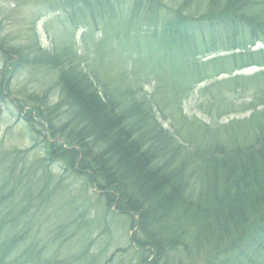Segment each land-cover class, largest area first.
<instances>
[{
    "label": "trees",
    "instance_id": "trees-1",
    "mask_svg": "<svg viewBox=\"0 0 264 264\" xmlns=\"http://www.w3.org/2000/svg\"><path fill=\"white\" fill-rule=\"evenodd\" d=\"M165 1L126 0L128 14L123 19L119 12L122 0L52 2V7L65 11L70 27H82L90 37L102 32L106 49L100 62H90L88 55L78 54L74 46L44 51L36 44L21 52L22 68L31 69V74L36 69L55 74V85L61 89L65 111L60 128H55L54 120L46 121L56 113L53 110L37 119L47 122V133L61 144V154L70 150L73 167L77 166L73 170L91 171V179L117 199L123 210L144 221L150 218L146 223L140 221L144 231L158 226L165 217L158 214L170 200H187L192 195L189 203L202 212L195 217L200 222L176 226L174 236L181 240L180 248L152 243L154 257L160 256L167 264H187L186 259L195 264L201 248L208 259L203 264H264V124L260 125L264 109L258 123L255 117L234 123L235 137L208 134L207 142L213 141L206 146L184 137L182 143L160 122L157 114L162 110L152 94L145 93L144 77H140L147 74L149 83L159 85L161 80L167 81L165 70L172 68L171 85H190L189 80L201 76L215 80L224 75H228L224 82L242 85L245 78H233V73L244 67L264 68V49L251 50L257 43L264 44V0H174L170 6ZM131 43L150 48L154 54L161 50L178 57L153 65L142 61L144 50L129 52L125 45ZM117 52L124 56V65L135 60L132 69L122 67L117 73L123 88L110 84L109 67L115 65ZM211 53L226 54L218 59H232L233 66H240L228 69L218 65V59L203 64L204 68L194 64V58ZM184 71L192 73L184 75ZM255 75L264 78V71ZM135 80L139 84L135 85ZM243 126L249 132L242 130ZM44 140L49 144L47 137ZM48 150L42 161L50 163L55 153ZM195 151L204 156L194 158L191 154ZM11 163L13 171L17 164L15 160ZM193 189L198 190L196 196L189 192ZM40 192L47 193V189ZM5 199L13 205L7 211L0 208V264H50L43 261L45 247L39 242L32 248L15 247L23 243L17 235L11 236L20 226L18 216L13 215L18 201L2 192L0 204ZM213 240L219 243L215 247H211Z\"/></svg>",
    "mask_w": 264,
    "mask_h": 264
},
{
    "label": "rangeland",
    "instance_id": "rangeland-1",
    "mask_svg": "<svg viewBox=\"0 0 264 264\" xmlns=\"http://www.w3.org/2000/svg\"><path fill=\"white\" fill-rule=\"evenodd\" d=\"M125 1L122 0L119 10L122 19L128 14ZM173 1L165 2L170 6ZM52 2L55 0H0V157L5 158V162H0V172H10L12 177L8 180L0 175V192L10 194L16 201L26 204L23 209L13 212V215L18 212L27 215L25 213L30 212L34 216L33 229L23 234L22 238L29 240L40 237V243L45 245L43 257H57L59 263L55 264H167L168 261L160 256L154 257L152 243H157L158 247L180 248L181 240L174 236L176 226L190 225L188 223L192 220L199 223L201 220H195L202 212L190 206L192 195L187 200L185 197L181 198L182 201L170 200L158 214L160 218L165 216L158 226L145 228L144 231L140 221L146 223L150 218L144 221L139 215L123 210L117 204V199L102 190L94 177L91 179V171L79 173L73 170L77 166L73 167L75 159L68 153L70 150L61 154V144H56L47 133V122L54 120L57 129L62 124L61 114L65 109L61 107L64 106L59 97L61 89L55 85V74L41 69L31 74V69L22 68L25 62L22 61L21 52L26 53L29 45L36 44L44 51L74 46L78 54H87L90 62H100L102 51L106 49L102 32L90 37L82 27H70L65 11L52 7ZM125 47L130 49L129 52L137 49L141 53L144 50L132 43ZM260 47L264 46L259 44L256 49ZM144 53L142 61L153 65L162 60L164 62V59L178 57L177 54L170 55L161 50L154 54L150 48ZM224 55L215 56L218 59ZM133 56L136 57L137 53ZM211 56L194 58V64L198 63L204 68L203 64L209 63ZM123 60L124 56L117 52L113 58L115 65L109 67L110 84L113 87L123 88L122 79L117 75L122 67L132 69L135 66V60H130L126 65L122 63ZM216 63L224 64L228 69H238L240 66V63L233 66L232 59H218ZM171 69L165 70L167 81L161 80L159 85L149 83L147 74H141L140 77H144L143 90L148 96L152 94L151 97L156 99L158 108L162 110L157 114L160 122L165 129L175 133L177 141H184L183 137L190 138L206 146L213 141L207 142L208 134L223 139L235 137L237 127L234 123L252 117L258 123V118H262L259 113L264 109V80L259 79L264 78L256 79L253 74L264 68L244 67L242 74L238 73L241 76L237 77L245 78L242 85L224 82L228 75L215 80L203 79L201 76L197 81L189 80L190 85H171ZM189 73L192 72H183L184 75ZM133 83L139 84L138 80ZM47 110L56 113L46 119L47 122L42 119L40 122V117L46 114L42 113ZM28 118L30 122L24 120ZM263 124L264 117L260 125ZM242 130L248 131L244 126ZM46 137L49 141L47 145L44 140ZM39 145L44 146L45 151L50 149L55 153L50 163L42 161L45 153L39 150ZM191 155L200 158L204 153L195 151ZM14 160L17 167L11 171L10 165L14 163L10 164L9 161ZM41 178L44 179L42 185ZM31 187L39 188L40 191L47 189V193L31 192ZM189 192L194 196L198 194V190L194 189ZM2 201L0 208L7 211L11 204L8 199ZM28 203H45V206L39 205L40 216L35 215L36 212L31 210L33 207ZM163 209H166V213ZM175 213L182 216L176 217ZM25 230L26 227L22 226L11 236L15 237L18 232ZM217 244L213 240L211 247ZM206 257L200 248L194 263L203 264L208 260ZM44 262L49 263L47 260ZM186 263L189 264L187 259Z\"/></svg>",
    "mask_w": 264,
    "mask_h": 264
}]
</instances>
